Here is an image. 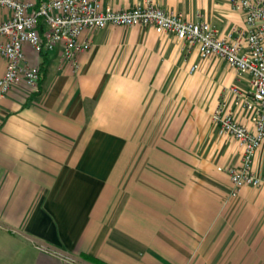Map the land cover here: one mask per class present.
Instances as JSON below:
<instances>
[{"label": "crops", "instance_id": "obj_1", "mask_svg": "<svg viewBox=\"0 0 264 264\" xmlns=\"http://www.w3.org/2000/svg\"><path fill=\"white\" fill-rule=\"evenodd\" d=\"M230 1L156 4L228 38L246 28ZM9 15L0 8V23ZM90 39L78 72L62 48L26 45L43 77L0 99V264H264V186L233 195L219 169L240 166L243 152L211 121L226 99L255 131L254 113L228 94L250 78L152 28ZM6 69L0 57V79ZM252 167L264 176V143Z\"/></svg>", "mask_w": 264, "mask_h": 264}, {"label": "built area", "instance_id": "obj_2", "mask_svg": "<svg viewBox=\"0 0 264 264\" xmlns=\"http://www.w3.org/2000/svg\"><path fill=\"white\" fill-rule=\"evenodd\" d=\"M230 2L233 10L244 16L246 28L236 36L222 38L209 23L190 22L181 14L162 9L156 0H140L133 8L119 11L104 5V0H0V8L10 14L0 23V57L7 61L0 79V99L15 87L25 84L35 89L40 82V67L26 65V45L37 52L62 48L64 65L78 72V56L92 48L90 36L96 31L140 27L174 35L190 48L197 47L201 60H223L239 76L250 78L247 91L232 86L228 94L236 105L254 113L255 131L235 119L226 99L218 104L211 121L243 152L240 166L219 169L229 176L233 195L244 187L262 188L264 176H258L252 164L264 143V0ZM84 34L87 36L81 39ZM198 69L199 64L191 72Z\"/></svg>", "mask_w": 264, "mask_h": 264}, {"label": "trees", "instance_id": "obj_3", "mask_svg": "<svg viewBox=\"0 0 264 264\" xmlns=\"http://www.w3.org/2000/svg\"><path fill=\"white\" fill-rule=\"evenodd\" d=\"M42 77H43V66L42 67H40V81H41V79H42ZM85 259H87V260H89V261H91V262H93V263H100L98 260H96V259H94V258H92V257H90V256H85Z\"/></svg>", "mask_w": 264, "mask_h": 264}]
</instances>
